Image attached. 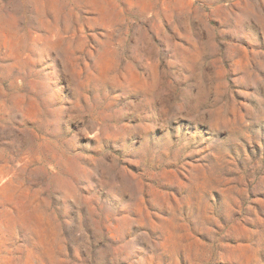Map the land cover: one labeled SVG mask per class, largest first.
Listing matches in <instances>:
<instances>
[{"label":"rangeland","instance_id":"374dc122","mask_svg":"<svg viewBox=\"0 0 264 264\" xmlns=\"http://www.w3.org/2000/svg\"><path fill=\"white\" fill-rule=\"evenodd\" d=\"M0 264H264V0H0Z\"/></svg>","mask_w":264,"mask_h":264}]
</instances>
